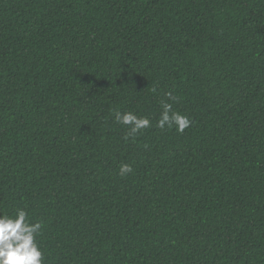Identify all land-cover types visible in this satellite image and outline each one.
<instances>
[{
    "label": "trees",
    "instance_id": "16d2710c",
    "mask_svg": "<svg viewBox=\"0 0 264 264\" xmlns=\"http://www.w3.org/2000/svg\"><path fill=\"white\" fill-rule=\"evenodd\" d=\"M20 208L43 264H264V0H0V215Z\"/></svg>",
    "mask_w": 264,
    "mask_h": 264
},
{
    "label": "clouds",
    "instance_id": "9594fccd",
    "mask_svg": "<svg viewBox=\"0 0 264 264\" xmlns=\"http://www.w3.org/2000/svg\"><path fill=\"white\" fill-rule=\"evenodd\" d=\"M166 95L169 99H175L171 93ZM162 107L163 111L156 124L161 130L166 126L175 127L176 131L182 133L191 125L189 117L173 110L171 103H164ZM115 120L129 126V135L151 127L148 117L138 116L131 111H116ZM131 171L130 164H122L119 174L124 176ZM28 216V212L23 208L18 209L13 216L0 215V264H43V253L36 242L42 224L31 223Z\"/></svg>",
    "mask_w": 264,
    "mask_h": 264
}]
</instances>
